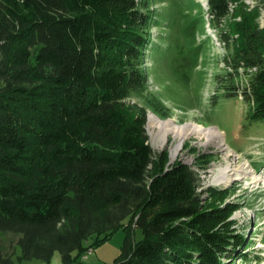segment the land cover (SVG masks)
<instances>
[{"label": "trees", "instance_id": "16d2710c", "mask_svg": "<svg viewBox=\"0 0 264 264\" xmlns=\"http://www.w3.org/2000/svg\"><path fill=\"white\" fill-rule=\"evenodd\" d=\"M250 1L207 4L230 51L223 93L264 122V0ZM153 20L147 0H0V264H76L120 230L110 264L249 263L233 192L167 165L127 102L146 89Z\"/></svg>", "mask_w": 264, "mask_h": 264}, {"label": "rangeland", "instance_id": "374dc122", "mask_svg": "<svg viewBox=\"0 0 264 264\" xmlns=\"http://www.w3.org/2000/svg\"><path fill=\"white\" fill-rule=\"evenodd\" d=\"M243 1L250 7L255 4ZM147 3L154 16L145 56L147 85L141 93L131 94L127 102L145 110L148 143L156 155H167V165L183 163L191 167L199 176L200 191L229 187L233 193L226 202L239 205L230 219L251 246L246 253L248 264H264V122L250 118L252 106L239 95L226 97L223 93L224 86L229 85V80H224L228 70L223 59L230 53L220 37L224 23L214 24L207 0ZM260 22L264 25V11ZM151 115L170 119L176 125L214 128L222 135L210 144L190 136L172 158L176 141L150 128ZM247 167L252 173L243 179L241 173ZM124 237L122 230L116 232L94 249L89 263L81 259L76 264L112 263L120 254ZM141 238V232L135 230L134 240ZM235 263L241 264L239 260ZM50 264H61L58 254Z\"/></svg>", "mask_w": 264, "mask_h": 264}, {"label": "bare ground", "instance_id": "6f19581e", "mask_svg": "<svg viewBox=\"0 0 264 264\" xmlns=\"http://www.w3.org/2000/svg\"><path fill=\"white\" fill-rule=\"evenodd\" d=\"M261 25L264 26L263 23H261ZM149 126L152 130H154V131L157 130V132H158L157 134L161 135L162 137L165 138V137L170 136L173 138L174 141H176V145L174 146V148L171 151V157L172 158H175L178 155L181 146L183 145L185 140L188 139L190 136L191 137L193 135L197 136L199 139H203L204 143L210 144V143H213L215 141H218L220 136L222 135L221 132L217 131L214 128L205 129V128L199 127L197 125H193L191 123H184L182 125H176L170 119L160 120L153 115H151L149 117ZM248 168L249 167H247L246 169L244 168L245 171L241 173V174L245 175V176L244 175L241 176L243 179L252 173V170H250ZM223 170H226V169H223ZM222 173H224V171ZM228 175H226V176H228ZM225 179H227V178H225ZM227 181L228 180H226V182Z\"/></svg>", "mask_w": 264, "mask_h": 264}, {"label": "built area", "instance_id": "2783aa9c", "mask_svg": "<svg viewBox=\"0 0 264 264\" xmlns=\"http://www.w3.org/2000/svg\"><path fill=\"white\" fill-rule=\"evenodd\" d=\"M92 253H93V251H92V249H89L82 257H81V259L82 260H87V258L90 256V255H92Z\"/></svg>", "mask_w": 264, "mask_h": 264}, {"label": "crops", "instance_id": "0c3cea01", "mask_svg": "<svg viewBox=\"0 0 264 264\" xmlns=\"http://www.w3.org/2000/svg\"><path fill=\"white\" fill-rule=\"evenodd\" d=\"M91 256H92V255H91ZM87 260H88V263H89L90 259L87 258ZM16 264H19V263H16ZM20 264H23V263H20ZM30 264H32V263H30ZM36 264H43V263H36Z\"/></svg>", "mask_w": 264, "mask_h": 264}]
</instances>
